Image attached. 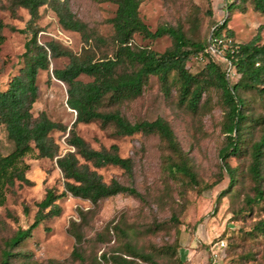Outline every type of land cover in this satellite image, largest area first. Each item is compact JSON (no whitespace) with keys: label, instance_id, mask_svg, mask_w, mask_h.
<instances>
[{"label":"rangeland","instance_id":"1","mask_svg":"<svg viewBox=\"0 0 264 264\" xmlns=\"http://www.w3.org/2000/svg\"><path fill=\"white\" fill-rule=\"evenodd\" d=\"M77 19L107 41L113 33L109 19L116 5L104 0H66ZM234 2L231 11L227 5ZM7 0H0V20L5 24L0 44V90L6 88L10 79L24 66L22 53L28 33L16 29L26 27L29 14L17 7L12 12ZM141 20L154 31L157 26L170 24L180 27L193 41H206L215 23L226 15L228 28L238 43H246L259 34V43L264 41V15L253 8L251 0H141ZM39 44L55 42L60 47L78 56L90 54L97 58L101 52H110L111 46L95 45L88 52L81 35L66 30L58 23L55 13L44 5L39 8L36 21ZM132 44L163 52L172 44L164 35L153 40L135 34ZM99 46V47H98ZM221 70H227L229 83L237 75L225 60L222 52L212 55ZM67 57L51 58L49 68L40 70L36 77L38 95L32 104L31 113L37 117L44 112L53 122L63 125L65 130H53L51 137L58 144L61 156L73 148L67 143L68 131L75 119V112L66 104V86L52 76L53 69L63 68ZM205 60L191 59L186 67L192 74L201 72L205 76ZM173 78V76L171 77ZM83 82L91 80L81 75ZM245 99L244 112L248 119L242 132L239 153L228 156L226 162L234 170L235 184L229 191V176L219 157L226 144L224 124L226 106L221 91L210 86L202 94L195 111L181 105L175 85L169 97L161 90L156 76H150L137 98L126 99L103 110H118L128 121H152L156 117L165 119L178 143L181 156L174 154L156 134L134 133L117 135L112 124L99 121L80 123L76 133L92 148H109L116 145L121 157H129L133 168L130 175L121 168L105 165L97 168L104 182L112 179L132 185L140 197L117 194L96 203L67 193L56 200L60 208L57 216L43 219L14 251L9 264H111L107 258L120 253L125 247L144 254L148 259L132 256L136 264H178L194 254L192 264H204V260L218 241H223V260L220 264H264V236L253 233L254 224L264 218V198L259 203L249 204L253 197V182L248 174L251 143L259 138L264 127V95L256 89L241 92ZM256 120V121H254ZM13 148L0 125V153L5 155ZM180 158L195 173L200 185H190L181 174H172L169 163ZM29 165L24 183L15 180L5 190V202L0 205V251L4 242L17 229L27 228L37 211V203L46 191L53 188L57 193L64 190L63 178L55 159L36 158L35 152L24 157ZM262 173L264 175V158ZM206 186H210L206 188ZM264 191V180L262 182ZM71 222L78 224L82 241L78 244L69 233ZM116 227V228H114ZM179 233V244L175 243ZM79 246L84 262L72 257L75 246Z\"/></svg>","mask_w":264,"mask_h":264},{"label":"trees","instance_id":"2","mask_svg":"<svg viewBox=\"0 0 264 264\" xmlns=\"http://www.w3.org/2000/svg\"><path fill=\"white\" fill-rule=\"evenodd\" d=\"M104 1L116 5L114 15L109 19L113 30L109 41L96 32L88 30L87 25L71 12L66 0H7L12 12L17 7L26 9L29 20L23 29L11 27L12 30L28 33L22 53L24 66L10 79L6 88L0 90V125L3 126L7 139L13 144L9 153L5 155L0 153V205L5 202L7 186H11L15 180L29 182L25 177L29 165L24 162V157L30 152H35L36 158L55 159L63 178L64 190L60 193L53 188L46 191L44 197L36 204L37 211L32 223L25 229H17L5 240L4 247L0 251V264H9L13 257L21 255L14 250L31 235L32 230L43 219L60 213L56 200L67 193L92 203L117 194L140 197L139 192L132 185L122 184L115 179L108 183L104 182L96 171L97 168L105 165H113L130 175L133 168L131 158L121 157L116 145H111L107 149L92 148L76 133L75 127L78 124L92 121H99L103 125L112 124L115 133L122 136L138 132L156 134L171 152L181 156L173 130L162 117H156L152 121L132 123L116 109H102L104 106H113L126 99L140 96L150 76L158 78L166 97H169L171 88L175 85L179 103L193 111L197 109L202 94L208 87L215 86L220 89L226 106V122L223 128L226 144L220 150L219 157L229 176L228 188L222 194L228 192L235 184L234 170L226 159L239 153L242 132L248 119L244 112L245 99L241 92L256 89L258 93L264 95V41L259 43V34L249 42H236L231 29L227 26L229 21L227 15L220 23L217 22L212 26L209 36L222 39L220 45L222 55L238 76L236 81L230 84L226 68L221 70L207 51L208 38L206 41H193L180 27L170 24L159 25L151 31L139 16L138 8L141 0ZM251 2L253 8L264 15V0H251ZM44 5L49 6L55 13L60 26L81 35L83 43L88 47L85 49L86 52L92 48L93 43L111 46L110 52H101L99 57L94 58L89 53L84 56L73 54L55 42L39 44L36 21L39 17V8ZM233 5L234 2L228 4L227 11H231ZM4 26L5 24L0 20V44L4 41L1 33ZM261 28H264V23L258 29ZM135 34L150 40L167 35L172 39V44L163 52H156L148 47H137L132 44ZM62 56L68 58V63L63 68L53 69L52 76L66 86V104L75 112V119L68 131L67 139L73 151L60 156L58 144L50 134L53 130L62 131L66 128L50 120L44 112L33 117L31 108L38 95L36 85L38 72L49 68L51 58ZM200 56L202 59H199ZM191 59L205 60V76L201 72L192 74L188 71L186 64ZM81 75L90 77L91 80L83 82L79 79ZM249 156L248 174L253 182L254 195L249 197L247 202L251 205L259 203L264 198L262 189L264 127L259 138L251 143ZM169 171L172 174L183 175L194 187L200 185L195 173L181 158L178 162L169 163ZM68 231L80 244L82 233L78 224L71 222ZM251 231L264 236V218L257 221ZM175 243L180 246L179 233ZM71 255L80 262L85 260L77 245ZM101 256L103 259H109L111 264H136L127 256L148 259L147 256L130 247H125L120 253L111 254L109 258L105 254ZM186 263V260L178 262V264Z\"/></svg>","mask_w":264,"mask_h":264},{"label":"built area","instance_id":"3","mask_svg":"<svg viewBox=\"0 0 264 264\" xmlns=\"http://www.w3.org/2000/svg\"><path fill=\"white\" fill-rule=\"evenodd\" d=\"M220 45H222V39L218 37H211V35L208 38V48L207 51L211 55L219 54L222 49L220 48ZM199 59H202L200 56ZM214 247L216 249L210 248V252L206 259L204 260V264H220V262L223 260V255L221 254L222 250L225 247V244L223 241H218L215 243ZM186 264H192L190 260H186Z\"/></svg>","mask_w":264,"mask_h":264},{"label":"crops","instance_id":"4","mask_svg":"<svg viewBox=\"0 0 264 264\" xmlns=\"http://www.w3.org/2000/svg\"><path fill=\"white\" fill-rule=\"evenodd\" d=\"M194 253V252H193ZM190 254V256H189V258L188 259H186V260H192V258H193V256H194V254Z\"/></svg>","mask_w":264,"mask_h":264}]
</instances>
